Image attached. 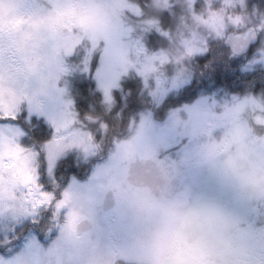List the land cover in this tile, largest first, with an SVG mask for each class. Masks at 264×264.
<instances>
[{
    "label": "snow or ice",
    "instance_id": "1",
    "mask_svg": "<svg viewBox=\"0 0 264 264\" xmlns=\"http://www.w3.org/2000/svg\"><path fill=\"white\" fill-rule=\"evenodd\" d=\"M94 4L113 17L111 31L102 35L67 25L46 35L33 55L0 33V217L30 219L37 228L47 224L59 231L53 245L34 260L21 252L0 256V264H136L132 244L103 252L88 231L82 240L70 238L85 219V208L90 215L95 197L91 192L81 195L71 184L62 189L57 165L72 154L98 156L110 145L109 163L94 174L103 193L129 132L134 129L137 138L145 139L147 114H139L138 122L133 116L126 129L121 127L134 95L157 101L169 90L192 88L198 60L203 61L199 75L209 71L224 80L236 75L246 94L218 89L197 107L184 109L186 119L174 112L173 124L182 126L193 142L202 134L219 131L226 138L228 130L243 129V147L253 150L259 142L253 158L264 165V95L247 93L256 83L249 78L256 70L264 72V6L250 11L246 0H202L199 9L197 0H0V9L11 5L45 18ZM177 6L185 13L175 35L179 47L175 53L150 52L148 33L174 40L162 20ZM37 55L39 68L34 67ZM170 66H175L172 71ZM260 82L264 87V75ZM11 245L10 236L0 240L9 251ZM246 253L247 264H264V244L249 245Z\"/></svg>",
    "mask_w": 264,
    "mask_h": 264
},
{
    "label": "rangeland",
    "instance_id": "2",
    "mask_svg": "<svg viewBox=\"0 0 264 264\" xmlns=\"http://www.w3.org/2000/svg\"><path fill=\"white\" fill-rule=\"evenodd\" d=\"M201 1L197 0V7L201 6ZM184 14V10L180 7L179 23L180 17ZM179 23L170 30L174 40L169 41L163 37V47L150 52L164 50L175 53L179 47L178 41L175 40ZM67 25L102 35L111 31L113 17L110 12L95 4L86 9L73 8L70 11L55 13L45 18L24 15L11 5L0 9V33L9 38L19 50L29 51L33 55H36L46 35H52ZM40 62L41 57L37 55L34 67L39 68ZM174 67L170 66L169 70ZM201 78L197 76L194 84L202 85V80H199ZM230 90L233 92L230 95H233L242 89L230 87ZM193 94V88H182L169 90L157 101L150 100L146 95L150 103L148 107L159 112L155 117L150 111H143L149 118L145 139L137 138L134 129L130 131V137L127 139L122 157L117 162L111 174L110 183L106 187V189L111 187L118 190L116 205L105 211L107 214L100 213L102 195L106 189L103 190V193L100 192L94 174L109 163V155L105 164H96L86 181L79 183L72 179L65 185L64 188H68L71 184L73 190L78 191L81 195L91 192L95 197L94 203L90 205V215L86 208L82 215L94 221L92 230L88 232L93 243L97 244L101 251L110 252L115 251L116 248L119 251V249L123 250L132 244L133 258L136 262H140L138 264H172V262L175 264H197L200 255L197 256L194 254L195 251H191L189 258H184L185 251L180 246L168 247L165 250H161L159 247V251L154 256V249L159 245V239L165 240L164 233L168 227L170 230L178 231L184 244L190 245L191 241L189 243V239L187 241L184 238L185 229L180 228L184 220L186 223L182 226H186L189 231L190 229L193 231L202 229L200 233L202 252L214 254L215 263L217 260L222 261L227 257L226 261H222V264H247V246L264 244V231L255 227L254 222L250 219V215L253 216L252 213L255 212V216L258 206L264 203V200L261 199L264 195V165L259 164L253 158V151L258 150L260 144L258 142L253 146V150L243 147L246 134L243 129L239 128L228 130L229 134L226 138L224 132L218 131L211 136L202 134L194 142L191 141L184 133L182 126L173 124L172 115L177 111L182 115V109L197 107L202 98L198 101L194 100V102L189 101ZM251 95L260 97L264 95V92ZM174 105L175 107H173ZM185 105L188 106L183 107ZM154 118L159 121H154ZM186 118L187 113L185 112L183 119ZM238 145L241 146L239 151H237ZM166 147L171 149V154H176L180 158L177 159L184 167V183L181 184L182 188L177 195L170 200H163L145 189L130 190L125 184L126 170L118 171V164L121 163L125 166L135 159L159 153L158 151H163ZM60 165L62 164L58 163L57 165V182L62 179ZM193 198L217 207L221 209V212L209 215L175 210L190 203ZM162 216L164 220L161 219ZM27 220L24 219V222ZM21 221L13 223L18 224ZM163 221L167 224L165 228H163ZM9 222L12 221L0 217V227L8 226ZM56 232H58L57 236L47 245L48 247L40 246L41 244L36 238H30L16 254L24 252L29 254V259L34 260L38 253L46 252L58 239L59 231L56 230ZM209 232L214 235V239L211 241L207 239ZM86 233L77 235L74 231L70 238L82 240ZM150 234L156 237L145 252L147 244L144 242L150 239L148 237Z\"/></svg>",
    "mask_w": 264,
    "mask_h": 264
},
{
    "label": "trees",
    "instance_id": "3",
    "mask_svg": "<svg viewBox=\"0 0 264 264\" xmlns=\"http://www.w3.org/2000/svg\"><path fill=\"white\" fill-rule=\"evenodd\" d=\"M201 1V0H200ZM249 10L253 9H259L261 6H264V0H246ZM202 3V1H201ZM179 6H177L173 10L172 15L164 14V18L162 20V26L166 30H171L174 25L179 23ZM200 7H197L199 9ZM148 39L146 40V47L149 49V51H155L159 48H162L164 45V38L160 36L157 33H148L147 34ZM200 65V68H198V77H202L199 80L201 81V84H194L193 85V91L194 94L190 96L189 101L194 102V100L197 97H200L203 95L211 94L212 90L215 92L218 89H225L228 94L233 93L230 90V87H236L242 90H238L239 95H244L245 90L240 86V81L236 75H231L228 77L227 80L221 79L219 75H213L209 71H204V74L201 76L199 75V72L202 70L203 61L198 60L196 62ZM172 71V70H169ZM264 75V72L261 70H256L254 77L251 79H255L256 83L255 85L248 89V94L250 93H261L264 92V87L261 85V76ZM206 80V81H204ZM137 91H139V81L137 80ZM188 103V102H187ZM149 102L147 100L146 94H143L139 97L137 100L134 95V101H133V107L131 109H128L124 112L123 116V124L121 125L122 129H126L128 121L135 116L138 118V114L143 113V111L151 112L153 116L156 117V113L159 111L152 110L149 108ZM175 107V105L173 106ZM77 111H80L83 115L82 107L77 103ZM114 122V121H113ZM128 133L124 131V135L126 136ZM130 135V132L129 134ZM110 148L109 146H106L104 151L105 153ZM103 151V152H104ZM100 154L98 156H94L88 159L84 158H77L75 155H71V159L67 160V163L60 165V175L62 176L61 181L57 182L61 188L63 189L67 183H69L70 179H78L79 181L86 180L91 173V170H93L94 166L103 158L107 156V154ZM67 159V158H65ZM48 187V185H46ZM14 229V231H13ZM56 230H49V227L47 224H45L43 227L37 228L35 227L31 220L28 219L26 222L22 220L18 224H14L13 222H9L8 226H2L0 227V240H3L5 236H10L12 239V245H11V251L7 250L5 247L0 246V255L4 257L12 256L16 252L20 251L21 248L25 245V243L30 238H36L38 242L40 243H46L48 241L46 236L56 235ZM52 237V236H51ZM55 238V237H54Z\"/></svg>",
    "mask_w": 264,
    "mask_h": 264
},
{
    "label": "water",
    "instance_id": "4",
    "mask_svg": "<svg viewBox=\"0 0 264 264\" xmlns=\"http://www.w3.org/2000/svg\"><path fill=\"white\" fill-rule=\"evenodd\" d=\"M181 166L170 158H152L136 161L128 170L127 181L134 186L148 187L151 192L167 197L174 194L181 176ZM114 199L109 191L103 201V210L112 207ZM260 222H264V210L259 213ZM92 227L88 220L81 221L77 232H85Z\"/></svg>",
    "mask_w": 264,
    "mask_h": 264
},
{
    "label": "clouds",
    "instance_id": "5",
    "mask_svg": "<svg viewBox=\"0 0 264 264\" xmlns=\"http://www.w3.org/2000/svg\"><path fill=\"white\" fill-rule=\"evenodd\" d=\"M175 210L179 212H200L209 215L219 214L221 212V209L208 205L197 198H193L190 203L183 205ZM207 239L210 241L214 239V235L212 232L208 233ZM217 264H222V261L217 260Z\"/></svg>",
    "mask_w": 264,
    "mask_h": 264
},
{
    "label": "flooded vegetation",
    "instance_id": "6",
    "mask_svg": "<svg viewBox=\"0 0 264 264\" xmlns=\"http://www.w3.org/2000/svg\"><path fill=\"white\" fill-rule=\"evenodd\" d=\"M24 15H25V13H24ZM156 154H154V155H152V156H155ZM143 158H145V157H143ZM126 186L128 187V188H130V190H140V188H136V187H133V186H131L130 184H128L127 182H126ZM113 190H114V193H115V195H116V197L118 196V190L116 189V188H113ZM93 221V220H92ZM170 235V230H167L165 233H164V236H165V240H163V244H159L155 249H154V256H155V254L157 253V251H159V247L161 248V250H162V248L163 249H165L166 247H167V245H166V243H167V239H166V237H168ZM117 241H118V239H117ZM153 256V257H154ZM152 257V258H153Z\"/></svg>",
    "mask_w": 264,
    "mask_h": 264
}]
</instances>
